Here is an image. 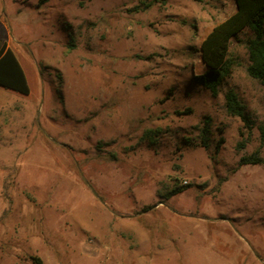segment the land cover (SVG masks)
I'll use <instances>...</instances> for the list:
<instances>
[{"label":"rangeland","instance_id":"rangeland-1","mask_svg":"<svg viewBox=\"0 0 264 264\" xmlns=\"http://www.w3.org/2000/svg\"><path fill=\"white\" fill-rule=\"evenodd\" d=\"M142 1L0 0V46L31 87L0 85V264H264V162L239 165L264 158L253 33L213 95L200 47L236 1ZM231 87L252 128L228 114Z\"/></svg>","mask_w":264,"mask_h":264},{"label":"trees","instance_id":"trees-1","mask_svg":"<svg viewBox=\"0 0 264 264\" xmlns=\"http://www.w3.org/2000/svg\"><path fill=\"white\" fill-rule=\"evenodd\" d=\"M48 0H40L44 3ZM85 0H79L83 5ZM168 0H143V6H136L135 9H147L154 3L165 4ZM237 9L229 17L216 24L203 39L200 47L201 58L205 65V70L195 76V80L208 88L213 95H218L220 86L231 74V63L229 59L230 46L233 38L237 37L246 28L253 33L247 39V50L249 55L248 74L264 85V0H235ZM0 85L14 91L29 94L30 83L18 56L12 48L3 43L0 46ZM225 105L228 114L239 116L244 125L252 128L253 120L246 111V106L241 100L238 91L228 88L224 94ZM191 111V108H187ZM180 113V112H179ZM198 126L201 133L200 143L209 146L211 140L212 119L206 116ZM261 141L264 142V121L259 126ZM158 130L147 129L143 134L144 139H148L151 144L156 142ZM223 139V138H222ZM221 139V140H222ZM239 148L245 147V141L238 143ZM264 162L259 154V150L245 154L240 157L239 165L257 164ZM186 185L174 186L165 197H170L186 189ZM35 264H45L41 257L31 256Z\"/></svg>","mask_w":264,"mask_h":264},{"label":"crops","instance_id":"crops-1","mask_svg":"<svg viewBox=\"0 0 264 264\" xmlns=\"http://www.w3.org/2000/svg\"><path fill=\"white\" fill-rule=\"evenodd\" d=\"M237 9V8H236Z\"/></svg>","mask_w":264,"mask_h":264}]
</instances>
